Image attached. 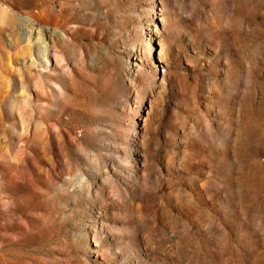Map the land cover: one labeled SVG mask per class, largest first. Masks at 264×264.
I'll use <instances>...</instances> for the list:
<instances>
[{"label":"rangeland","instance_id":"1","mask_svg":"<svg viewBox=\"0 0 264 264\" xmlns=\"http://www.w3.org/2000/svg\"><path fill=\"white\" fill-rule=\"evenodd\" d=\"M0 264H264V0H0Z\"/></svg>","mask_w":264,"mask_h":264},{"label":"bare ground","instance_id":"2","mask_svg":"<svg viewBox=\"0 0 264 264\" xmlns=\"http://www.w3.org/2000/svg\"><path fill=\"white\" fill-rule=\"evenodd\" d=\"M27 22H28V21H27ZM38 46H40V45H38ZM41 46H42V45H41ZM46 46H47V45H46ZM47 49H48V48H47ZM50 49H51V48H50ZM50 49H48V50H50ZM40 50H41V49H40ZM45 50H46V49H45ZM38 52H40V51H38ZM46 52H47V51H46ZM47 53H48V52H47ZM50 53H51V52H50ZM41 54H42V53H41ZM44 54H45V53H43V56H44ZM49 55H50V54H49ZM49 55H48V56H49ZM46 57H47V56H45V58H46ZM41 59H42V57H41ZM41 59H40V60H41ZM48 60H49V59H48Z\"/></svg>","mask_w":264,"mask_h":264}]
</instances>
